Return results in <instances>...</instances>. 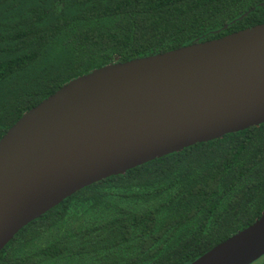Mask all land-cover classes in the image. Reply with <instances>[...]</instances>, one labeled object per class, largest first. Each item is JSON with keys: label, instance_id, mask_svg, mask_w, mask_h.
I'll return each instance as SVG.
<instances>
[{"label": "trees", "instance_id": "obj_1", "mask_svg": "<svg viewBox=\"0 0 264 264\" xmlns=\"http://www.w3.org/2000/svg\"><path fill=\"white\" fill-rule=\"evenodd\" d=\"M263 3L0 0V139L72 80L264 24ZM263 211L264 124L82 189L23 228L0 264H192Z\"/></svg>", "mask_w": 264, "mask_h": 264}, {"label": "water", "instance_id": "obj_2", "mask_svg": "<svg viewBox=\"0 0 264 264\" xmlns=\"http://www.w3.org/2000/svg\"><path fill=\"white\" fill-rule=\"evenodd\" d=\"M205 38L72 80L8 130L0 139V253L86 187L264 124V24ZM263 257L264 211L192 264Z\"/></svg>", "mask_w": 264, "mask_h": 264}]
</instances>
